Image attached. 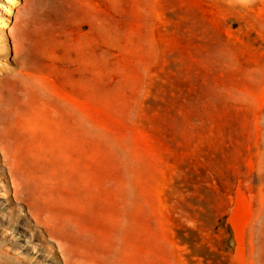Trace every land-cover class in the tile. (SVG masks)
Instances as JSON below:
<instances>
[{
  "label": "rangeland",
  "instance_id": "obj_1",
  "mask_svg": "<svg viewBox=\"0 0 264 264\" xmlns=\"http://www.w3.org/2000/svg\"><path fill=\"white\" fill-rule=\"evenodd\" d=\"M24 76L64 130L0 138V264H264V0H0Z\"/></svg>",
  "mask_w": 264,
  "mask_h": 264
},
{
  "label": "bare ground",
  "instance_id": "obj_2",
  "mask_svg": "<svg viewBox=\"0 0 264 264\" xmlns=\"http://www.w3.org/2000/svg\"><path fill=\"white\" fill-rule=\"evenodd\" d=\"M11 82L14 83L13 90L2 88L1 91L0 138L9 142V148L14 158L25 161L22 154L24 152H34V146L30 143L23 149L13 150L14 143L12 138L19 137L28 140L38 138L42 149L38 148L37 150L39 151L46 150V147L54 142L59 144L64 130L61 115L58 110H52L49 107L48 101L61 104L62 98L59 92L56 94L47 89L40 78L30 76L16 77ZM35 101L39 103L36 105ZM37 161L38 165H40L38 172L41 176L35 179L27 177L21 182V186L28 188L30 186L29 182H32V180H37L40 183L41 188L35 196L33 194L32 199L38 205L39 210L43 209L45 211L47 210V204L43 201L44 192L42 191L44 187H48L52 183L49 172L46 171L51 163L44 156H41ZM18 169L22 170L19 165ZM22 237L25 236L22 235Z\"/></svg>",
  "mask_w": 264,
  "mask_h": 264
}]
</instances>
